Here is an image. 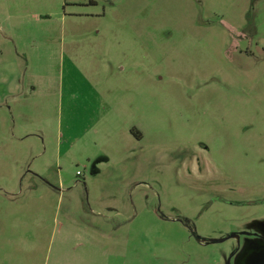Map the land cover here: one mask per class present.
Listing matches in <instances>:
<instances>
[{
	"label": "rangeland",
	"instance_id": "1",
	"mask_svg": "<svg viewBox=\"0 0 264 264\" xmlns=\"http://www.w3.org/2000/svg\"><path fill=\"white\" fill-rule=\"evenodd\" d=\"M114 241L264 259V0H0V264Z\"/></svg>",
	"mask_w": 264,
	"mask_h": 264
},
{
	"label": "crops",
	"instance_id": "2",
	"mask_svg": "<svg viewBox=\"0 0 264 264\" xmlns=\"http://www.w3.org/2000/svg\"><path fill=\"white\" fill-rule=\"evenodd\" d=\"M114 246L112 247V250L113 252L109 253L108 255L111 257V256H115L116 258H114L115 261H117L119 259V262L118 264H122V260L120 258H117L118 256H121L124 258V252H123V248H124V245H123V242H121L118 246H117V249L115 247V244L116 242L114 241ZM117 250V251H116ZM107 261L109 258H106ZM107 263V262H106Z\"/></svg>",
	"mask_w": 264,
	"mask_h": 264
},
{
	"label": "flooded vegetation",
	"instance_id": "3",
	"mask_svg": "<svg viewBox=\"0 0 264 264\" xmlns=\"http://www.w3.org/2000/svg\"><path fill=\"white\" fill-rule=\"evenodd\" d=\"M259 264H264V259Z\"/></svg>",
	"mask_w": 264,
	"mask_h": 264
}]
</instances>
